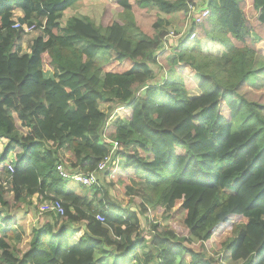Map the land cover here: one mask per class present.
<instances>
[{"label": "trees", "instance_id": "obj_1", "mask_svg": "<svg viewBox=\"0 0 264 264\" xmlns=\"http://www.w3.org/2000/svg\"><path fill=\"white\" fill-rule=\"evenodd\" d=\"M82 1L0 0V137L8 139L0 164L14 201L22 202L25 190L39 200L58 199L64 209L58 220L44 214L27 248L7 261L104 264L114 251L125 264L136 254L143 264H219L203 252L228 232L221 249L233 262L264 264V93L253 97L250 81L257 55L264 56V0H206V22L190 26L172 51L163 50L164 64L157 66L167 76L158 82H151L148 57L164 46L158 14L182 13L185 0H114L125 24L71 18L61 26L64 13ZM14 8L23 12L20 22L42 30L29 54L16 49L24 33L12 29ZM195 31L198 37L190 39ZM202 39L222 50L205 54ZM105 103L123 116L109 129L111 116L99 109ZM106 136L118 142L112 159L122 160L119 171L109 164L103 173L110 189L149 184L153 209L175 208L165 217L158 211L166 223L151 224L145 239L142 203L138 213L118 203L102 181L86 188L56 171L59 163L70 172L94 171L111 153ZM0 205L10 208L2 196ZM10 227L0 218L2 236L9 237ZM4 237L0 249L7 246Z\"/></svg>", "mask_w": 264, "mask_h": 264}, {"label": "rangeland", "instance_id": "obj_2", "mask_svg": "<svg viewBox=\"0 0 264 264\" xmlns=\"http://www.w3.org/2000/svg\"><path fill=\"white\" fill-rule=\"evenodd\" d=\"M172 1V0H169ZM206 0H204V6H205ZM149 10H154L155 9H149ZM71 17H75V18H88L90 19L95 25L97 26H108L109 24L113 23V22H118L120 24H125L128 21V18L123 13V9L120 8L115 1L110 2L108 0H101V1H97V2H87L82 1V2H78L76 5H74V7H72L71 9L67 10L64 15L63 18L60 20V25L61 26H65V23L67 22V20ZM134 19L140 23V20L138 19V15H133ZM151 19L147 18V23L150 24ZM31 22H34L33 20H31ZM30 22V23H31ZM187 22V18L184 16L183 13H176L173 14L171 16H165L164 14H158V23L161 25V27L166 31V36L168 35L169 32L173 31L175 33L174 38H170L167 42H166V47H162L161 51L158 52H152L149 53L148 57H149V65H150V69L152 65L154 71L152 70V74H153V78L151 80V82H153L155 80V82H158L160 78H166L167 74L160 73V69H158V66H156L157 64H164V56L162 57V53L163 50L165 51H172L173 47L176 45L178 39L184 34V32H182V30L184 29L185 25ZM26 23V22H24ZM150 27V26H149ZM137 28V27H136ZM135 28V29H136ZM188 30H190V28H188ZM42 30L41 29H37L35 28L34 31H32L29 34H24L21 38V42H23V46L22 44L17 46V51L18 53L21 54H26V53H21V47L22 50L25 52L30 51V45H32L34 39L38 36L41 35ZM132 32V31H131ZM196 32V38L198 37V31ZM149 34V32H146ZM137 36V34H134L133 37L135 38ZM165 36V37H166ZM184 36V35H183ZM252 37L257 39L258 37L254 34H252ZM19 41V42H20ZM201 45H202V50L205 54H210L211 53H215L217 51H221L222 48L219 47L215 42L210 41L208 39H202L201 40ZM214 55V54H212ZM256 70L253 72V75H251L250 81H251V87L253 89V91L257 92V94L252 95L253 97H258L259 95H261V93H264V56L262 55H257V59H256ZM43 70L48 72L50 71V68L48 66H43ZM184 72L187 73L188 76L191 75V72L186 68H184ZM50 75V74H49ZM197 93V90L194 91ZM114 105L109 104V103H105V104H101L99 109L106 114H110V119L107 123L108 125V129L113 125L114 122H116L119 119H122V113L120 110H114L113 109ZM108 133V132H106ZM107 137V136H106ZM106 139L109 140L110 144L112 145L113 141H110V139L107 137ZM55 145L52 144H48V147L50 149H54ZM118 149V148H117ZM65 154L67 155V157H69L67 152H64V156ZM11 156V155H10ZM10 156L8 158V160L10 159ZM119 164H122V160L119 159L118 160ZM122 173V172H121ZM3 175V174H2ZM0 181H2L3 177H0ZM102 181V182H101ZM103 183L105 185V188L108 190L110 195L115 194L117 197V202L131 207L132 209H134L135 211H137L138 213L140 212V204L142 203L145 207H146V212L143 214V216H141L142 220V227L144 229V233L149 234L151 232V224H157L162 223L163 225H165V221L164 219H159L157 218V214L158 211H163L164 212V217L169 215V214H173V212L175 211L174 209L169 210L167 209L169 212L164 211L163 207H156L155 209L154 206L152 205L151 199H150V195L148 197V193H147V189L142 188L140 185L137 187H127L124 189V191L121 193L120 191V187L116 186L113 187V189H110V183L111 180L106 177L105 175H101L100 176V180L99 183ZM143 184V183H142ZM148 187L150 186L149 184ZM143 186V185H142ZM87 188V187H86ZM114 189H118L116 190V192H114ZM8 190V191H7ZM10 188H9V177L7 176V181L5 183H1L0 184V196H2V199L6 200L9 202V204L11 205V208L14 209L13 204H16L20 210V214H18L17 217V224L14 225V232H9L8 234V239L5 242V244H7V246L4 249H0V264H13L7 261V258L10 255H16L19 256L20 253L18 251H24L27 246H28V240H29V234H30V230L31 228L35 225V223H40L41 219L39 218V216L37 215V212L34 210L36 207V205L33 204H26L23 202H16L13 199L12 194L10 193ZM45 202L44 205H42L41 207H43L42 209L45 211H48L51 207V205L53 204L52 200H47V201H43ZM153 206V208H152ZM40 206H38L39 208ZM3 207L0 205V210H2ZM42 210V211H43ZM157 210V211H156ZM22 211H25L22 213ZM161 214V213H160ZM39 218V219H38ZM37 221V222H36ZM146 230V231H145ZM229 233L226 232L222 237L220 238H216L214 242H212L209 245H206L203 255L208 259H212L214 261H218L219 264H238L236 262H233L230 259V254L224 252L221 249V243L223 241H225L228 237H229ZM183 237H189V235L185 234L183 235ZM200 243L199 242H195L193 244H191V247H193L194 249H199ZM138 261V260H137Z\"/></svg>", "mask_w": 264, "mask_h": 264}, {"label": "built area", "instance_id": "obj_3", "mask_svg": "<svg viewBox=\"0 0 264 264\" xmlns=\"http://www.w3.org/2000/svg\"><path fill=\"white\" fill-rule=\"evenodd\" d=\"M186 2V9L182 13L187 18L186 25L182 32H184V36L187 35L189 31L188 28L190 26L199 27L202 26L209 17L210 11L206 7V3L204 6V0H185ZM35 25H28L27 23H22L18 20L13 21L12 29L22 30L24 34H29L35 29ZM175 33L173 31L169 32L168 35L164 39V47H166V42L170 38H174ZM181 37H184V36ZM180 37V38H181ZM196 38V32H193L190 35V39ZM166 50V48H165ZM164 50V51H165ZM118 148V142H112V150L111 153L104 157L96 166L95 170L88 173L82 174L79 172H70L65 169L64 163H59L56 166V171L58 175L64 180H72L76 184L82 185L84 187H92L98 185L99 177L107 170L108 165H112L115 167L116 171H119L121 164L118 163L119 158L112 159V156L115 155ZM8 172L11 174L13 173V166L11 163L7 165ZM9 176V175H8ZM10 178V177H9ZM53 204L51 205L49 211L53 212L56 216L62 217L64 215V209L58 199H51ZM96 220L99 222H104V219L101 215H96Z\"/></svg>", "mask_w": 264, "mask_h": 264}, {"label": "crops", "instance_id": "obj_4", "mask_svg": "<svg viewBox=\"0 0 264 264\" xmlns=\"http://www.w3.org/2000/svg\"><path fill=\"white\" fill-rule=\"evenodd\" d=\"M85 1V0H84ZM87 2H97V1H101V0H86ZM104 1V0H103ZM108 1H110V2H113L114 0H108ZM71 18H75V17H71ZM71 18H69V19H71ZM78 18V17H77ZM22 19H23V12L21 11V9L20 8H14V10H13V16H12V20L14 21V20H18V21H22ZM68 19V20H69ZM86 19H88V18H86ZM88 20H90V19H88ZM22 23H24V22H22ZM27 23V22H26ZM22 41V40H21ZM18 42V44L19 45H21L22 44V46H23V42ZM31 46V45H30ZM21 53H26V54H29L30 53V51H28V52H25V51H23L22 50V47H21ZM256 62H255V64H254V67H253V72L256 70ZM153 66H155V65H152L151 66V68H152V70L154 71V69H153ZM157 66V65H156ZM159 69V68H158ZM45 73H46V75H49V74H51L52 73V71L50 70V71H48V72H46V71H44ZM253 75V74H252ZM101 111V110H100ZM22 133H25L26 132V130L25 129H23V130H20ZM8 144V139L7 138H5V137H0V156H1V154H2V152H3V150H4V148H5V146ZM55 147V146H54ZM64 152L65 151H62L61 152V156H62V159L65 161V163H66V167H68V164H67V155L65 154V156H64ZM15 160V155L14 154H12L11 156H10V159H9V161H8V163H11V162H13ZM3 168H4V166L2 165V164H0V177H3L2 179V181H0V184L1 183H5L6 181H7V176L8 175H6V173H4V170H3ZM3 174V175H2ZM9 177V176H8ZM1 179V178H0ZM99 180H100V177H99ZM9 182H10V178H9ZM98 184H99V182H98ZM142 188H144V189H146V188H149L148 187V185H146L145 183H143V184H139ZM138 185V186H139ZM143 185V186H142ZM9 188H10V193L12 194V190H11V186H10V183H9ZM8 191V190H7ZM48 194V196H50V197H52L53 196V194L51 193V192H49V193H47ZM46 194V195H47ZM13 195V194H12ZM22 198L24 199L22 202L23 203H26V204H28V205H30V204H35L36 205V207L37 208H35L34 210L37 212V215L39 216V218L41 219V222L43 221V215L44 214H46V213H51V214H53L54 216H56L53 212H51V211H45V210H43L42 208L43 207H41L42 205H44L45 204V202H43V201H47V200H43V199H41V200H39V198H40V196H39V194L38 193H34L32 196L31 195H26V192H25V190L24 191H22ZM51 198H49L48 200H50ZM33 202V203H32ZM17 205L16 204H14V209H12L11 208V205L9 204V209H7V208H4L3 207V209L2 210H0V218H1V220L3 219L4 221H8V222H10L11 223V227H10V231L11 232H14V225H16L17 224V217H18V214H20V210H19V208L18 207H16ZM38 206H40L39 208H38ZM43 210V211H42ZM23 212H25V211H22V213ZM58 216H56L55 218V220H58V218H57ZM38 218V219H39ZM37 222V221H36ZM40 222V223H41ZM83 223V222H82ZM39 223H35V225L33 226V227H35V226H37ZM140 226H141V229L142 230H144L143 229V227H142V220H140ZM32 227V228H33ZM75 227L77 228V226L75 225ZM83 227H84V225H82V226H80L79 228H81L80 230H78V232L75 234V237H74V243H75V241H77L83 234H84V229H83ZM31 228V229H32ZM146 231V230H145ZM148 233V232H147ZM147 233H144V239L146 238V237H149L150 236V233L149 234H147ZM29 236V239H30V237H31V230H30V234L28 235ZM1 237H4V236H2V234H1V231H0V238ZM4 239H5V242L7 241V239H6V236L4 237ZM116 240V242L118 243V244H123L124 242H125V239L124 238H116L115 239ZM132 240H134V237H132ZM29 241V240H28ZM113 253H114V258H109V259H106V261L104 262V264H125L124 263V260L121 258V256L119 255V254H115V252L113 251ZM229 254V253H228ZM230 256V255H229ZM138 260V261H137ZM144 262H146V260H145V258L144 257H140L138 254H136V255H134V258H133V260H132V262H131V264H143ZM236 263H238V264H240L239 262H236Z\"/></svg>", "mask_w": 264, "mask_h": 264}]
</instances>
